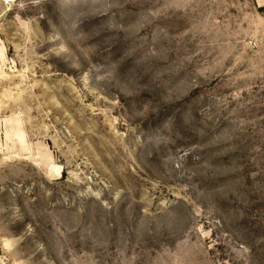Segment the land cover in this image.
<instances>
[{"label": "rangeland", "instance_id": "1", "mask_svg": "<svg viewBox=\"0 0 264 264\" xmlns=\"http://www.w3.org/2000/svg\"><path fill=\"white\" fill-rule=\"evenodd\" d=\"M0 264H264V0H0Z\"/></svg>", "mask_w": 264, "mask_h": 264}]
</instances>
